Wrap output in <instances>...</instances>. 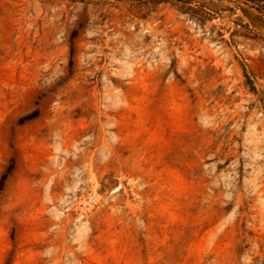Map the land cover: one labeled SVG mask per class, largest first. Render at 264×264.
Returning <instances> with one entry per match:
<instances>
[{"label":"rangeland","instance_id":"obj_1","mask_svg":"<svg viewBox=\"0 0 264 264\" xmlns=\"http://www.w3.org/2000/svg\"><path fill=\"white\" fill-rule=\"evenodd\" d=\"M0 264H264V0H0Z\"/></svg>","mask_w":264,"mask_h":264}]
</instances>
